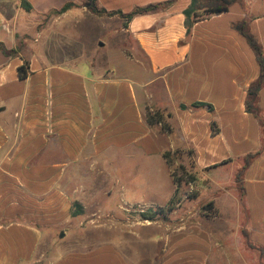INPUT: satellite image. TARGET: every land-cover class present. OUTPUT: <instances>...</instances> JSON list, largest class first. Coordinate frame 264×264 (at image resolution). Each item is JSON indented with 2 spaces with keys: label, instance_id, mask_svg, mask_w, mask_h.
I'll use <instances>...</instances> for the list:
<instances>
[{
  "label": "crops",
  "instance_id": "crops-1",
  "mask_svg": "<svg viewBox=\"0 0 264 264\" xmlns=\"http://www.w3.org/2000/svg\"><path fill=\"white\" fill-rule=\"evenodd\" d=\"M84 3L0 0V264H232L191 220L163 237L121 235L124 209H164L174 198L176 152L195 176L180 179L196 191L192 201L209 190L214 212L246 231V242L227 240V250L240 264L249 252L264 264V0H237L217 15L195 0H97L103 14ZM150 5L160 7L128 21L119 15ZM82 24L87 42L73 37ZM260 79L256 116L247 102ZM148 112L162 122L150 124ZM77 205L111 208L113 235L84 249H47L53 230L84 224ZM154 225L162 224L145 227Z\"/></svg>",
  "mask_w": 264,
  "mask_h": 264
},
{
  "label": "rangeland",
  "instance_id": "rangeland-1",
  "mask_svg": "<svg viewBox=\"0 0 264 264\" xmlns=\"http://www.w3.org/2000/svg\"><path fill=\"white\" fill-rule=\"evenodd\" d=\"M206 3L199 1L196 5L197 8L204 10V14H209L206 8ZM85 23V22H84ZM84 24H82V27L80 28H73V37L75 40L79 41H89L90 37L88 35H85L84 31ZM100 26V25H99ZM97 26L94 28V35L101 36L102 31L101 28ZM108 41V38L105 40ZM104 43V42H101ZM121 46L128 47L130 50L134 51L135 46L132 43L131 40L128 38L122 37L121 41L119 42ZM111 50L105 49V52H110ZM115 55L117 56L118 61L121 62L122 57L119 52H115ZM165 127V126H164ZM166 128V127H165ZM168 129V128H167ZM170 156H173V159L177 161V165H174L173 168H177L176 172V182L181 187L178 196H176L172 208L176 207L177 203L179 201H183V205L177 210V212H171L167 211V205L164 206V209L162 211L158 210L157 208H151V207H143V206H133L124 209V211L121 214V220L122 224V233L121 235L123 237H163L164 235H169L176 231V226L178 223H181L185 220H191L195 223H200L202 225V231L205 232L206 236H210L213 239V253L216 256H222L223 262H224V254L227 252L230 257L229 260L232 262V264H240V261L237 260L236 251H228L227 249L231 248L232 245H225V241L230 240V242H234L235 239H243L244 242H246V231L244 229L239 228L238 226H234L233 219H231V216H228L229 220H227L225 217H222L220 215H217L214 210L204 209V207L209 203L208 200H205V196L210 193L209 190L204 189L201 192V196L198 198L196 197L195 201H192V197H195L196 191H194L193 188L190 186L185 187L182 185L181 180L185 181H193L194 175L190 172V165L188 161L186 162L185 158L186 155H183L182 153L176 152V153H170ZM168 157V156H167ZM181 169V172L183 171L182 177L177 174L178 170ZM190 172V173H189ZM187 182V183H188ZM106 191H111L110 184L106 183L105 186ZM166 192V194H165ZM171 190L170 188L167 189V191L161 192L162 200L161 202L164 203L165 196H168L170 194ZM187 193L189 196V199L184 197V194ZM165 194V195H164ZM190 200V201H189ZM160 202V203H161ZM78 206V210L76 214L79 216L81 221L84 222L83 225H79V229L74 228L72 231L71 229L67 230L65 227H58L56 230H53L52 239L49 240L48 245H46L47 249H53L57 248L59 252L64 253L66 251L75 250V249H81V248H88L89 246L92 247L94 242L102 237H111L113 235L112 229H110L113 220V213L110 210H106L104 213H86L82 212V208L80 205ZM150 214L152 215L151 220H146L144 218V215ZM97 219L98 225L101 224L105 225V231H100L102 229H96L100 227H94L93 223H91V220ZM150 222H157L158 224L162 225H154L153 228H146L145 226L147 224H150ZM81 226V227H80ZM93 226V227H92ZM109 228H108V227ZM161 226V227H158ZM78 227V225H77ZM81 228V229H80ZM99 230V231H98ZM76 237L77 240L74 239L73 242H71L72 237ZM101 236V237H100ZM83 240V244L81 242ZM92 244H88V243ZM228 242V241H227ZM235 245H233L234 247ZM250 246V245H249ZM237 247H241L248 251L247 244H238ZM45 246L42 247L44 249ZM135 249H140L141 251H148L152 254H159L162 251V248L157 245H135ZM246 255V259L248 261V264H252L255 260V257L253 256L252 252H249ZM153 264H158V260H156V257L154 258ZM255 264V263H253Z\"/></svg>",
  "mask_w": 264,
  "mask_h": 264
},
{
  "label": "trees",
  "instance_id": "trees-1",
  "mask_svg": "<svg viewBox=\"0 0 264 264\" xmlns=\"http://www.w3.org/2000/svg\"><path fill=\"white\" fill-rule=\"evenodd\" d=\"M197 3L199 1H202V2H205L206 3V9L207 11L209 12V14H214V15H217V14H221L225 11H227L229 9V7L235 3L237 0H195ZM73 4H66L64 6V8H62L61 12H64L65 10L69 9L70 7H72ZM84 6L94 12V13H97V14H103L105 13L104 11L102 10H98L97 8V0H85V3H84ZM160 5H150L146 8H142V9H137L135 10L133 13L131 14H128V15H122L121 13H119V15L125 19V20H130L134 15H139V14H146V13H150V12H153V11H156L157 9H159ZM116 13H113V14H108L109 16H112V15H115ZM248 40H249V43L250 45L259 53L260 51V47L258 46V44L254 41V39L251 37V36H247ZM0 51H3V52H6L4 47L2 45H0ZM19 73H20V76L21 77H26L27 76V66H24L22 68L19 69ZM263 84V80L260 79L258 81V83H256L249 91V96H248V102H247V108L248 110L253 113L254 115L258 116V112L259 110L255 107V102H256V98H257V91L258 89L262 86ZM147 120L150 124H158V123H161L162 122V119H161V116L158 112H148L147 113ZM262 127L264 128V123L262 124ZM165 157H167V155H165ZM251 158V156H250ZM176 185L177 182L175 181ZM179 188V186H178ZM178 188L176 189V193H175V196L174 198L171 199V201L168 203L167 205V208L168 210L167 211H172L173 208H172V204L175 200V197L177 196V193H178ZM163 208H159L158 210L162 211ZM204 209H209V210H212L213 209V204L210 203V204H207ZM152 215L150 214H146L144 215V218L146 220H151L152 219Z\"/></svg>",
  "mask_w": 264,
  "mask_h": 264
}]
</instances>
